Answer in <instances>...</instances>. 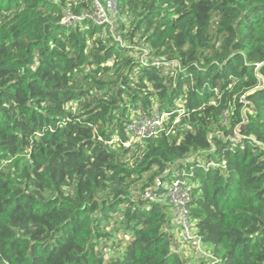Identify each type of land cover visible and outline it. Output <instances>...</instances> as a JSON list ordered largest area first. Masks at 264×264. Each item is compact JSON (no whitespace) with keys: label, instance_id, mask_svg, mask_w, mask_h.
Instances as JSON below:
<instances>
[{"label":"trees","instance_id":"obj_1","mask_svg":"<svg viewBox=\"0 0 264 264\" xmlns=\"http://www.w3.org/2000/svg\"><path fill=\"white\" fill-rule=\"evenodd\" d=\"M96 2L0 0V264H264V0Z\"/></svg>","mask_w":264,"mask_h":264},{"label":"built area","instance_id":"obj_2","mask_svg":"<svg viewBox=\"0 0 264 264\" xmlns=\"http://www.w3.org/2000/svg\"><path fill=\"white\" fill-rule=\"evenodd\" d=\"M105 1V0H104ZM107 3L108 10L112 9V0L105 1ZM99 2H96L95 6V13L93 14V19L98 23H106L103 21H98L95 18L96 12H97V4ZM109 3V4H108ZM100 5H102L100 3ZM115 5L116 8V0L113 1V7ZM106 8V7H105ZM76 20L73 16H68L64 22L65 23H74ZM109 24V23H108ZM111 26V24H109ZM116 25V24H115ZM115 27L111 26V29L114 30ZM149 50L145 49L144 54L142 56V59L145 61L148 59ZM159 66V64H156ZM169 118L168 114H161L158 112V110H155L151 116H140L135 119V121L130 124L127 127L126 135L128 137V142L126 143V147L132 146L136 141L140 139H147L150 137H154L159 135L161 132H163L165 129V125L167 122V119ZM226 164L223 163L222 166L224 167ZM212 168H217L218 165L215 163H212L210 166ZM177 176L179 174L177 173ZM160 187V182H156L153 188H148L147 190L149 192L146 193L145 191V199L156 201L157 197L154 194V191L158 190ZM192 193H193V187L187 182L186 179L180 178L176 179L172 182L169 186L166 188V193L162 196V198L159 200L160 202H163V200L168 201L172 206L174 210V215L177 221V224L182 228V237L184 241L197 243L196 249L198 252L202 253L205 257H208L209 259H213L212 255H209L202 247L201 245V239L197 234H194L193 226L190 223V212L188 209V204L192 200Z\"/></svg>","mask_w":264,"mask_h":264},{"label":"rangeland","instance_id":"obj_3","mask_svg":"<svg viewBox=\"0 0 264 264\" xmlns=\"http://www.w3.org/2000/svg\"><path fill=\"white\" fill-rule=\"evenodd\" d=\"M105 1H107V0H105ZM113 1L114 0H112V5H111L112 9H109V11H107L106 8L103 5H100V3H98L97 4V12H96L95 18L99 22L103 21V22L109 23V24H111L112 27L116 28L115 23L116 22H120L121 20L118 17V9L115 8V5L113 7ZM147 192H149V191L147 190L146 193ZM177 240H178L177 238L174 239V241L176 242L175 243V249L179 250V249H181V247L177 244ZM186 251L188 253L183 251L184 252L183 258H184V260H186L187 264H195V263H197L199 261L198 255L196 253H194L192 249L188 248ZM185 253H187V255H185Z\"/></svg>","mask_w":264,"mask_h":264},{"label":"crops","instance_id":"obj_4","mask_svg":"<svg viewBox=\"0 0 264 264\" xmlns=\"http://www.w3.org/2000/svg\"><path fill=\"white\" fill-rule=\"evenodd\" d=\"M171 234L172 235H175V238H177L178 239V242H179V239H180V236H181V234H180V232L178 231V230H173L172 232H171Z\"/></svg>","mask_w":264,"mask_h":264}]
</instances>
